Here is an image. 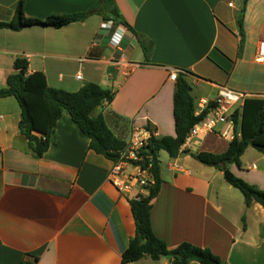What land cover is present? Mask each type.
Returning <instances> with one entry per match:
<instances>
[{
	"label": "crops",
	"instance_id": "crops-1",
	"mask_svg": "<svg viewBox=\"0 0 264 264\" xmlns=\"http://www.w3.org/2000/svg\"><path fill=\"white\" fill-rule=\"evenodd\" d=\"M20 1L0 0V21H12ZM22 1L28 18L99 12L60 29H0V89L7 88L18 58L28 61L29 74L43 72L52 88L76 92L94 82L114 94L94 116L102 114L124 143L134 127L176 136L174 71L186 73L197 107L213 103L220 87L264 100V65L256 61L264 0H114L135 33L120 24L103 28L112 21L101 9L104 0ZM115 31L123 35L118 49L110 45ZM21 112L16 98L0 99V264H122L136 223L132 195L109 180L113 160L90 148L67 112L47 153L36 158L20 129ZM230 142L211 133L182 149L189 156L159 164L163 183L151 224L171 249L185 242L207 247L224 264H264V208H248L221 171L193 157L222 154ZM249 149L264 160L248 147L241 168L230 169L264 190V170L244 164ZM131 264L170 261L146 257Z\"/></svg>",
	"mask_w": 264,
	"mask_h": 264
},
{
	"label": "trees",
	"instance_id": "trees-1",
	"mask_svg": "<svg viewBox=\"0 0 264 264\" xmlns=\"http://www.w3.org/2000/svg\"><path fill=\"white\" fill-rule=\"evenodd\" d=\"M247 1L244 3L246 4ZM103 2L102 11L110 14L106 20H112L114 25L120 24L128 31L135 33L115 7L114 0ZM96 12H99L97 7L83 13L53 15L45 19L28 18L21 0L17 6L15 18L10 22L0 21V29L19 31L25 27L35 26L60 29L72 23L84 22ZM243 12L239 19V28L243 25ZM143 50L147 56V47ZM28 65L25 58H18L15 61V73L9 76L7 88L0 89V99L14 97L20 104L22 110L20 129L28 140L29 148L34 156L42 158L47 153L53 142L57 122L67 112L71 120L89 137L90 148L94 152L110 160H117L126 143L110 129L102 114L94 116L98 108L113 101V92L94 82L87 83L76 92L52 88L43 72L37 71L29 74ZM192 94L193 88L186 73H179L173 95L176 136L157 137L154 135L148 142L147 151L155 161L152 168L154 183L147 188V195L138 199H130L136 223V234L123 253L122 264L138 262L146 257H150L153 261L168 259L170 264H190L193 261L199 264H224L222 258L207 247L183 242L174 249L169 248L165 241L156 236L151 224L153 201L159 194L163 183L159 166L161 151L168 153L173 159L178 158L182 153V144L191 129L206 118L214 107V104L210 103L197 116V104ZM234 118L235 138L229 143L224 153L200 152L193 157L204 165L221 171L225 180L243 194L248 208L255 203L264 208V190L237 177L230 169L233 164L241 168L242 156L248 147H253L259 153L264 154V100L246 98L242 110L237 111ZM243 223L246 229L245 217Z\"/></svg>",
	"mask_w": 264,
	"mask_h": 264
},
{
	"label": "built area",
	"instance_id": "built-area-1",
	"mask_svg": "<svg viewBox=\"0 0 264 264\" xmlns=\"http://www.w3.org/2000/svg\"><path fill=\"white\" fill-rule=\"evenodd\" d=\"M114 26L113 21L103 24L104 29H113ZM122 40L123 35L115 31L112 34L110 45L118 49ZM256 61L264 65V42L262 41L257 49ZM179 73L183 72L170 73L169 80L176 82ZM77 79L81 80L82 76L77 75ZM246 96V94L229 87H220L219 95L213 102L214 107L209 115L191 129L181 149H189L197 139L211 133L232 141L235 138L234 115L237 111L242 110ZM204 109L205 107H202L200 103L196 109V115H200ZM220 126H225V128L220 129ZM154 135V131L148 127H134L130 139L119 153V158L113 160L109 180L120 193L132 195L131 199L147 195V188L154 183L152 168L155 161L147 151L148 142ZM255 167L256 165L253 168Z\"/></svg>",
	"mask_w": 264,
	"mask_h": 264
},
{
	"label": "rangeland",
	"instance_id": "rangeland-1",
	"mask_svg": "<svg viewBox=\"0 0 264 264\" xmlns=\"http://www.w3.org/2000/svg\"><path fill=\"white\" fill-rule=\"evenodd\" d=\"M168 160H169L168 153L161 151L160 153L161 164L165 166ZM244 161L246 167H249L253 163H256L258 165L259 170H264V160L262 159V156H260L258 153H255L252 149H249V151L246 153L244 157Z\"/></svg>",
	"mask_w": 264,
	"mask_h": 264
},
{
	"label": "water",
	"instance_id": "water-1",
	"mask_svg": "<svg viewBox=\"0 0 264 264\" xmlns=\"http://www.w3.org/2000/svg\"><path fill=\"white\" fill-rule=\"evenodd\" d=\"M186 155L189 156V154L185 151V152H182V153L180 154L179 157H180V158H183V157L186 156Z\"/></svg>",
	"mask_w": 264,
	"mask_h": 264
}]
</instances>
